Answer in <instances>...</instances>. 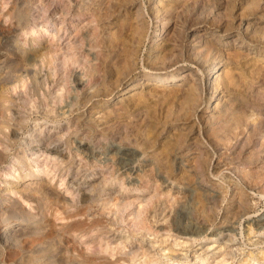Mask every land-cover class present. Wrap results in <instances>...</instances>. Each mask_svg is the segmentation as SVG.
I'll list each match as a JSON object with an SVG mask.
<instances>
[{"label":"bare ground","instance_id":"obj_1","mask_svg":"<svg viewBox=\"0 0 264 264\" xmlns=\"http://www.w3.org/2000/svg\"><path fill=\"white\" fill-rule=\"evenodd\" d=\"M235 1L215 5L224 8L221 14L201 0H148L145 7L143 0H46L45 7L32 0H2L8 8L0 9V264H131L137 260L138 247L122 243L142 228L143 208L130 212L132 226L118 235L114 246L104 239L110 232L104 223L108 220L91 209L113 205L109 221L117 225L115 232L121 231L119 224L130 203L117 193L101 198L100 192L113 184L125 190L141 188L116 175L110 164L100 178L84 179L86 189L79 191L74 176L81 170L71 168L76 156L68 145L67 152L51 146L66 133L86 131L78 138L77 146L83 149L84 138L115 139L117 170L133 173L136 162H150L162 184L187 185L202 205L206 200L194 181L209 182L218 190L209 202L217 205L226 199V189L209 177L220 162L237 177L227 176L226 181L232 185L230 198L236 203L245 207L248 186L264 194V5L260 0H239L245 14L257 20L245 21L240 13L235 24L232 13H227ZM148 19L158 26L154 32L158 37L150 40L142 61L146 70L137 72ZM3 20L8 21L6 26ZM84 49L92 55V65ZM180 62L195 68L185 72L177 66ZM76 67L84 70L86 79L76 80L75 88L85 89L82 101L73 97L67 103L74 105L68 108L70 125L62 133L33 130L28 124L38 119L44 120L43 126L62 120L55 105L65 95ZM175 78L180 84L174 83ZM176 94L179 101H167L162 115L154 99L165 102ZM91 103L98 109L87 110ZM178 124L187 128L186 133L173 130ZM24 133L29 138L22 145ZM214 153L216 162H212ZM184 163L193 170L187 172ZM91 166L90 170L84 167L86 177L97 174L99 166ZM49 170L53 179L74 175L65 179L66 189L68 183L75 185L69 197L55 188L57 181L50 182ZM183 217L180 207L170 216L177 236L194 237L205 230L182 223ZM257 226L264 233V223ZM224 232L229 230L211 235L218 238ZM248 258L259 263L256 254Z\"/></svg>","mask_w":264,"mask_h":264},{"label":"rangeland","instance_id":"obj_2","mask_svg":"<svg viewBox=\"0 0 264 264\" xmlns=\"http://www.w3.org/2000/svg\"><path fill=\"white\" fill-rule=\"evenodd\" d=\"M33 1H35V4L37 5L41 4L42 7H45L46 5V0H32V2ZM143 2L145 7L148 3V0H143ZM201 2L207 4L205 6L210 9L212 8L215 13L219 12L222 14L224 12V8L216 9L215 6L218 3H223L224 0H201ZM239 2V0H236L235 6L231 8L229 12H227L232 13V20L235 21V24L238 22L240 13H243V15H241L243 20H254V17L245 14L242 8L243 6ZM260 2L264 5V0H260ZM0 3V9L3 11L8 8V5L6 6L2 0H0ZM53 14L57 18L60 16L57 10H55ZM30 17L32 18V16ZM256 20L257 19L254 21ZM7 23V20H3L1 22V24L4 26H6ZM169 23H172V20H170ZM74 25L75 23L70 24L69 27L72 29L74 28ZM241 25L242 26H240V29H242L244 26V21H242ZM156 28H158V26L156 27V23L148 19L144 47L138 55V66L136 68L137 72L146 70L142 61L146 57L147 51L149 50L150 40L154 38L157 39L158 37L154 36ZM188 33H190V30ZM49 36L50 35H48V37ZM63 43L57 46L58 49H62L61 47L64 45ZM86 51L84 52L85 54L87 53L86 61L88 64L92 65V55L89 51ZM152 52L153 51H150V53ZM177 66H183L181 70H184L185 72H187L188 67L193 69L195 68L193 64L187 62H180L177 64ZM83 79H86L84 70H82L80 67L74 68L70 80L67 83L65 95L61 99L62 102L60 101L55 105L57 113L62 116V120L59 123L48 121L43 126L44 120L38 119L37 122H33L30 125L28 124V126L33 130H45L48 133H52L53 131L60 133L64 132V126L66 127L70 125V122H67L66 119L69 118L68 108L74 106L73 104L71 106L69 105L74 99L73 97L81 98L80 101L83 100L82 94L84 93H82V91L85 88L83 87L81 90L78 87L75 88L78 85L76 82H82L84 81ZM174 83L180 84L179 79L175 78ZM121 87L123 88L125 85L119 86V89ZM179 95L180 94H176L175 97L171 98L170 100H165V102L161 97H156L154 99L156 103L155 108L160 109L162 115L165 114V109L169 105L166 104V102L173 100V102L177 104L179 101L178 98L180 97ZM102 100L105 99L102 98ZM93 103L88 104L89 106L87 110L90 109L91 111H95L98 109L97 107L93 106ZM118 104L119 103H117V105ZM35 123L38 124L34 125ZM181 126V124H178V128L176 125L173 130H180V132L186 133L187 128H185V130ZM85 132L86 131L80 130L77 135H74L73 133H66L62 136L61 140L54 142L51 144V146H54L56 151L59 150L62 152H67L68 145L70 147V153L76 156L71 164V168L73 171L76 169L81 170V172L76 176L72 174V176L75 177V182H78L76 188L79 189V191L86 189L84 188V179H89V181H91L98 175L100 178L101 172H105V169L108 168L110 164L114 166L116 175L119 177L122 176L125 180H132L135 182L137 187L141 188V190H125L123 187H118V185L113 184L109 185L106 189L100 192L101 198H105L112 193H117L120 198H122L123 202L125 201L130 203V205H128V207L123 212L125 219L119 224V226L122 227L121 231L115 232L114 227H117V225H111L112 221H109L113 218L111 211H109V209L114 208L113 205L110 204L107 208H101L98 206V208L91 209L95 215L108 220L104 221V223L106 222V227L110 230V232L106 234L107 238L104 239H109L108 242H110V246H114L119 242L117 239L118 235L123 233L126 234L127 230L130 229V226H132V214H130V212L134 210L136 211L139 208H143V213L141 214L142 228L136 231L134 235L128 236V238L123 240L122 243V245L124 244L127 246V248L130 246H132V249L138 247V255L135 257L137 260L135 262H130L131 264H137L142 262L144 259L147 260L151 258H155L156 261L154 264H264V260L262 258L264 257L262 255L264 252V233H262L259 230V226H257L260 223H264V194H260L255 188L253 189L252 187L248 186L244 188L246 191L244 200L245 207L243 208L241 203H236L234 199L230 198L232 185L230 184V186H228L226 181L228 180L227 176H231L233 179H237V177L229 169H227V165H225L223 162H220V164L215 166L216 168L213 169L211 173H209V177L213 181L218 182L221 187L226 189V199L217 205L209 202L211 196L217 194L218 190H215V188H213L209 182L206 183L203 181H194L193 184L195 186L199 185V187L202 188L201 193L206 200L204 205H202V203L198 202L196 198H193L190 195V192L187 190V185H174L169 183L162 184L160 176L158 175V172H156V166L150 162H147L146 164H141V160L136 162L137 169L133 173H128L127 171H122L120 169L117 170L116 168L118 165L115 164V161L117 159V152L119 148L116 146L118 144L115 139H102L98 137V141H94L92 137L90 139L84 138L82 141L85 142L84 146L86 145V148L83 149L82 147H78V138L83 136ZM24 135L26 138L20 140L22 145L25 144V141L29 138L27 133H24ZM190 136H194V133H191ZM65 137L69 138L68 143L63 142ZM34 144L35 142H33L31 145ZM207 148L211 151L210 146ZM15 149L16 147H14V149L11 151L10 155H12V152ZM216 160L217 155L214 153L212 162H216ZM51 162L52 160H50V163ZM50 163L48 167L50 166ZM84 163L86 164L81 165ZM91 165L99 166V169L96 171L97 174H91L89 176L87 175L86 177L85 173L87 170L91 169ZM84 167L90 168L84 171ZM184 167L187 172H191L193 170V167L190 164L187 165L184 163ZM42 168L44 170L48 169L46 166L39 167V169ZM51 170H49L48 176L52 178ZM83 171L84 174L80 176ZM67 176L70 177L71 175L68 174ZM67 176L65 178L66 180L68 178ZM1 178H3V176L0 167V179ZM65 179L64 176L62 178L58 176L57 179L55 176V178H52L50 182L54 184L57 181L55 188L69 197L71 195V190L75 189V185L68 183L67 185L69 187L66 189ZM152 184L155 186L154 189L151 187ZM144 200H147V202ZM23 204L26 207H29L28 203L23 202ZM177 207H180L182 213L184 214L182 223H193L194 225L201 226L205 230H203L200 235L194 237L177 236L174 230H172L170 222V216ZM224 229L229 230V232H224L225 234L219 236L218 238L212 237V232L215 233ZM227 238H229V240ZM131 239H135L136 241L131 243ZM162 250H164V255ZM249 254H256L259 258V263L249 260ZM202 259L203 263H200ZM222 259H224V261L219 262Z\"/></svg>","mask_w":264,"mask_h":264}]
</instances>
